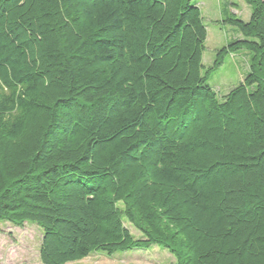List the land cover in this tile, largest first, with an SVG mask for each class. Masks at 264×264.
Listing matches in <instances>:
<instances>
[{
  "label": "trees",
  "instance_id": "1",
  "mask_svg": "<svg viewBox=\"0 0 264 264\" xmlns=\"http://www.w3.org/2000/svg\"><path fill=\"white\" fill-rule=\"evenodd\" d=\"M191 2L0 0V224L41 230V264L153 246L264 264V0L207 69Z\"/></svg>",
  "mask_w": 264,
  "mask_h": 264
},
{
  "label": "rangeland",
  "instance_id": "2",
  "mask_svg": "<svg viewBox=\"0 0 264 264\" xmlns=\"http://www.w3.org/2000/svg\"><path fill=\"white\" fill-rule=\"evenodd\" d=\"M193 6L201 10L207 31L205 50L202 54L204 68L212 66L218 50L241 38L238 30L227 24L229 17L247 22L250 9L244 0H192ZM250 54L244 50L227 55L223 63L212 72L208 85L218 97L227 94L243 80L249 72ZM137 238L140 234L126 223ZM42 233L36 226L24 224L14 227L0 224V264H41L39 247ZM174 257L158 246L148 250L134 249L107 256L93 253L84 260L69 264H175Z\"/></svg>",
  "mask_w": 264,
  "mask_h": 264
}]
</instances>
